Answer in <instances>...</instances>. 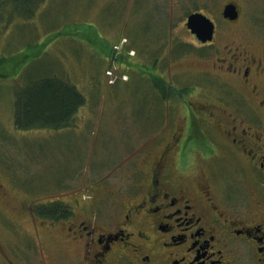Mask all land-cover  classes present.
<instances>
[{
    "label": "rangeland",
    "instance_id": "374dc122",
    "mask_svg": "<svg viewBox=\"0 0 264 264\" xmlns=\"http://www.w3.org/2000/svg\"><path fill=\"white\" fill-rule=\"evenodd\" d=\"M145 1L41 0L30 16L12 6L0 7V58L20 52L36 57L22 66L9 59L0 78V264H75L74 250L64 247L56 232L48 236L39 225L35 229L30 212L40 215V208L60 202L75 211L76 202L88 201L89 189L106 191L104 204L111 201L108 191L117 189L118 198L128 197L124 191L139 184L152 156L162 151L175 130L176 71L197 76L205 66L211 70L214 59L196 56L202 49L194 47L183 21L176 30L145 24L123 27L124 22L140 21ZM177 1L181 18L195 7L217 11L228 0ZM229 1L239 6L242 18L236 28L222 29L218 43L234 40L264 57V0ZM71 27L81 33L71 30L45 49L40 46L51 33ZM176 54L180 61L175 67ZM126 60L139 63V75L155 76L150 82L132 76ZM49 75L67 80L84 97L73 125L60 130L16 129V101L20 104L33 86L29 85ZM218 155L219 162L228 164L223 151ZM196 156L190 172L202 169Z\"/></svg>",
    "mask_w": 264,
    "mask_h": 264
},
{
    "label": "flooded vegetation",
    "instance_id": "af4514ba",
    "mask_svg": "<svg viewBox=\"0 0 264 264\" xmlns=\"http://www.w3.org/2000/svg\"><path fill=\"white\" fill-rule=\"evenodd\" d=\"M177 3L146 0L140 21L123 26L176 30L193 13L213 24L205 42L188 30L194 47L202 49L196 56L214 59L211 70L205 66L197 76L176 71L175 130L152 156L142 180L124 191V199L117 197V189L108 191L107 204L101 198L106 191L89 189L88 201L76 202L75 211L60 202L47 204L49 214L30 212L35 229L39 225L48 236L56 232L62 245L74 250L75 264H264V57L234 40L218 43L222 29L241 21L234 1L223 2L217 11L195 7L181 18ZM230 3L236 18L223 14ZM174 57L176 67L180 57ZM135 64L126 60L127 71L150 82L155 75H139ZM219 151L228 164L219 162ZM196 153L202 169L190 172Z\"/></svg>",
    "mask_w": 264,
    "mask_h": 264
},
{
    "label": "trees",
    "instance_id": "16d2710c",
    "mask_svg": "<svg viewBox=\"0 0 264 264\" xmlns=\"http://www.w3.org/2000/svg\"><path fill=\"white\" fill-rule=\"evenodd\" d=\"M40 2L41 0H0V7L12 6L17 10H22L21 12L26 16H30L31 14H28L30 9L39 7ZM71 30L75 33H81L76 27H71L70 29L63 28L51 33L40 46L45 49V47L50 45L52 40L59 37L58 35L68 36ZM43 52L42 50L40 54ZM19 55L9 58L10 61H15V66L25 65L27 62L32 61L33 58H36L34 54L26 55L23 52H20ZM9 59L0 58V78L4 76L2 68L10 64ZM135 63L136 66L138 62ZM39 79L42 81H36L34 84L29 85L33 86L29 89L30 91L27 90L20 104L18 103L19 100L16 101L14 113L15 128L24 131L45 128L52 130L70 128L74 123L78 109L84 105V97L67 80H61V78L51 75ZM44 208L46 207L40 208L37 213L43 216L51 212L49 209ZM53 208L54 212L60 211V206L54 205Z\"/></svg>",
    "mask_w": 264,
    "mask_h": 264
},
{
    "label": "water",
    "instance_id": "95a60500",
    "mask_svg": "<svg viewBox=\"0 0 264 264\" xmlns=\"http://www.w3.org/2000/svg\"><path fill=\"white\" fill-rule=\"evenodd\" d=\"M223 14L229 18H236V6L232 3L227 4ZM186 27L202 42L210 40L213 34L212 22L199 13H193L187 17Z\"/></svg>",
    "mask_w": 264,
    "mask_h": 264
}]
</instances>
